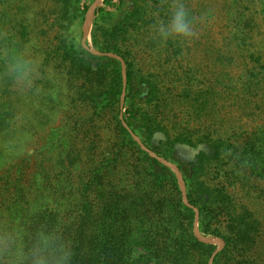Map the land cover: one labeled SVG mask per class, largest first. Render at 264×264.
Returning a JSON list of instances; mask_svg holds the SVG:
<instances>
[{
  "label": "rangeland",
  "instance_id": "rangeland-1",
  "mask_svg": "<svg viewBox=\"0 0 264 264\" xmlns=\"http://www.w3.org/2000/svg\"><path fill=\"white\" fill-rule=\"evenodd\" d=\"M118 2L0 0V264H215L225 208L201 216L184 180L199 139H219L223 156L198 181L264 223V0H185L188 42L153 34L172 0ZM114 46L154 81L155 99L127 96ZM6 52L34 62L27 81L5 70ZM251 55L258 81L248 79ZM146 116L165 128L150 147ZM176 137L197 146L171 148ZM245 172L254 182L243 187ZM257 252L264 264V242Z\"/></svg>",
  "mask_w": 264,
  "mask_h": 264
},
{
  "label": "trees",
  "instance_id": "trees-1",
  "mask_svg": "<svg viewBox=\"0 0 264 264\" xmlns=\"http://www.w3.org/2000/svg\"><path fill=\"white\" fill-rule=\"evenodd\" d=\"M118 3L121 5L122 0H119ZM87 9L88 7L83 5L82 12L86 13ZM101 11L102 10L99 8L97 13ZM134 12L135 11H133L132 13ZM126 35H128L127 30L124 31V35L121 36L119 40L122 41L124 39V36ZM115 46H117V43H115ZM115 46V49H113V53L123 57L126 64V80L128 86L127 96L130 97L131 95L139 92L145 95L147 100L155 99L159 90L157 89L154 81H152L150 78H144L134 72L132 64L126 57L128 55H122L120 48ZM257 60L258 59L255 55H251L249 61L246 62L248 66L247 75L250 81H258L260 76L263 75L262 72L258 70L262 66L260 62H257ZM253 86L251 88H253ZM146 120L147 122L141 134L143 136V143L147 147H150L152 145L151 138L155 134V132L158 130L162 131V129L164 131L165 128L164 126H160V124H156L155 120L150 116H146ZM167 142L169 141L167 140ZM175 143H181L193 148H195L197 145H201V149H199L197 155H194L193 157L195 161L188 164L191 166V168L188 167L187 169H185L184 177L186 186L193 188L192 192H194L195 194L193 205H195L199 209L200 215L202 216L204 208H208L209 205L213 203L221 204L226 211L225 221L227 223L226 230L228 229L226 232L228 233L227 235L221 237L225 246L223 250L216 256L214 263L216 264L221 256L229 258L234 254V252L242 254L245 251H249L248 261H250L251 264H254V262H258L260 258L258 256L257 248H259L260 245L264 242V223L261 221V215H259L258 212L254 213L248 210L246 207L237 209V204L234 201V198L226 194L225 189L218 188L216 185H207L203 181H198L200 175L204 173L207 164L218 163L222 160L223 153L220 151V148L223 145H220L219 139H206V141L199 139L198 144L194 145V142L189 139H186L184 137H176L174 141L169 143V145H171V148ZM261 147L264 150V144H262ZM168 153L169 152L163 154L165 159L170 158V156H168ZM254 157L255 154L251 156V160H248L249 163H252L253 160H256ZM152 162L158 165V162L156 160H152ZM178 167L181 170L184 169V167L182 166ZM161 168L164 169V167ZM262 170H264V165H262ZM238 179L241 182L240 185L243 187L247 186L248 184H253L254 182H251L252 179L250 175L246 174V172L243 173V175H239ZM260 179L263 180L262 177ZM261 194L264 196V191ZM255 198L261 199L263 197H261V195H258ZM262 201H264V198L262 199Z\"/></svg>",
  "mask_w": 264,
  "mask_h": 264
},
{
  "label": "clouds",
  "instance_id": "clouds-1",
  "mask_svg": "<svg viewBox=\"0 0 264 264\" xmlns=\"http://www.w3.org/2000/svg\"><path fill=\"white\" fill-rule=\"evenodd\" d=\"M194 28V20L185 0H172L167 18L165 20L157 19L152 25L155 38L161 42L169 40L188 42L195 35ZM5 58V70L14 74L21 83L27 81L35 71L34 62L25 58L23 53L15 52L9 55L6 52Z\"/></svg>",
  "mask_w": 264,
  "mask_h": 264
}]
</instances>
